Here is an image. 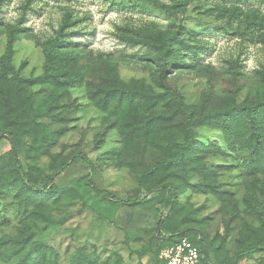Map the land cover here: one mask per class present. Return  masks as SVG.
Instances as JSON below:
<instances>
[{"label": "rangeland", "instance_id": "obj_1", "mask_svg": "<svg viewBox=\"0 0 264 264\" xmlns=\"http://www.w3.org/2000/svg\"><path fill=\"white\" fill-rule=\"evenodd\" d=\"M155 2L174 5V0H34L21 25L26 30L16 44L14 65L26 79L40 76L44 65L41 43L59 27L64 13L70 9L74 15L82 18L70 39L79 46L75 54L84 58L90 54L107 55L118 66L120 76L126 83L142 82L153 88L156 87L154 79L159 72L158 60L147 46H132L124 42L121 36L129 35L141 40L138 34L164 30L182 20L192 25L191 17H200L205 24L215 27L224 25L225 29L203 31L199 38L208 42L209 47L202 51V58H198L200 63L197 69L169 73L168 79H173L171 82L180 90L186 104L201 108L206 96L207 109L218 107L232 90L230 63L239 61L240 79L249 86L242 91L238 100L255 94V91L249 90L254 89L258 82V71L264 65L262 34L250 36L245 27L234 19L227 24V21L219 20L216 16L208 17L200 13L212 5V0H191L184 16L178 13L169 15ZM25 4L26 0H7L0 14L4 20L15 24ZM248 6L264 11V4L256 0H251ZM126 28L131 32H125ZM5 43V35L0 31V55L4 53ZM197 61L195 57H190V63ZM208 64L213 66V72L205 69ZM28 91L35 100L49 96V89L44 85L30 86ZM9 93L13 102L11 107L18 109L19 97L12 89ZM164 102L147 115L157 116L166 111ZM37 104L32 106V111L40 108L36 107ZM58 104H65V107L54 108L50 113L36 118V123L29 127L20 126L25 120L24 116L18 121L12 117L14 112H9V108L10 115L1 108L0 133L9 127L19 134V157L25 170L38 176L39 186H42L43 178L51 175L62 161L78 152H85L93 162L95 182L101 189L122 199L134 194L137 170L141 167L139 161L150 163L159 158L162 151L160 146L165 142L163 137L166 134L152 133L123 143L121 131L112 128L116 117L109 118L96 109L82 88L73 90ZM62 128H65L63 134L49 140L47 150H44L42 140L46 134L51 135ZM175 128L177 135L182 137V129L176 126L171 130ZM195 132L200 141L220 138L219 132L209 127L198 128ZM10 149L8 140L0 142V182L4 176L9 179L0 184V217L7 222L0 227V238L17 236L20 228L27 231L32 227L36 232L35 238L27 251H31L35 263L39 256L35 246L43 244L46 249L58 254L57 264H71L73 256L81 250L91 256L96 264H151L148 256L140 257L138 252L156 234L159 215L168 210L160 201H154L149 209L137 208L132 211L110 209L106 203H102L98 209L93 207L92 200L84 193L87 190L85 182L92 170L77 159L76 164L57 179L56 185L75 192L79 197L64 196L58 202L48 201L45 214L54 224L37 220V216L32 214L34 206H25L26 201L18 195L19 187L11 181ZM247 158V153L235 152L209 159L210 165L218 169L214 182L220 189L231 193L223 202L213 194L195 193L194 188H188L180 195L178 209L181 226L185 230L193 229L204 234L210 247L211 264H229L242 243L264 237V223L249 215L244 204V177L240 166ZM18 259L1 260L0 264L16 263ZM239 264H264V254Z\"/></svg>", "mask_w": 264, "mask_h": 264}, {"label": "trees", "instance_id": "obj_2", "mask_svg": "<svg viewBox=\"0 0 264 264\" xmlns=\"http://www.w3.org/2000/svg\"><path fill=\"white\" fill-rule=\"evenodd\" d=\"M32 1L34 0H26V4L22 6V15L15 24L7 22L0 14V31L6 38L4 53L0 55V111L4 108L8 114L14 112L12 117L18 121L24 116L25 120L19 122L20 126L29 127L36 123V118L50 113L54 108L65 107V104L59 106L58 101L64 99V96H70L73 90L82 88L96 109L109 118L116 117L112 128L121 131L123 143L137 137H147L152 133L166 134L163 137L165 142L160 146L161 156L150 163L139 161L141 167L137 170L136 191L127 199H122L96 184L93 162L85 152H78L70 159L62 161L51 175L43 178V185L39 186L38 176L25 170L20 160L19 134L8 127L0 133V142L8 140L11 147L10 178L19 187L18 195L26 201L25 206H34L35 211L32 214L37 216L35 219L54 224L45 214L48 201L58 202L64 196L79 197L66 188H58L56 181L80 159L92 170L85 182L87 190L84 193L92 200L93 207L98 209L102 203H106L110 209L132 211L137 208L149 209L157 200L164 208H168L159 215L156 234L138 252L140 257L148 256L151 264H161L160 252L177 243L182 237H188L202 252L201 264H211L210 247L208 248L204 234L193 229L185 230L181 226L178 209L180 195L188 188H194L195 193L213 194L223 202L231 193L220 189L214 182L218 169L217 166L210 165L209 159L245 152L248 158L240 166L244 177V204L249 215L264 223V65L258 71L257 84L254 89L249 90L255 91V94H248L249 96L239 101L238 97L249 85L240 79V62L231 61L232 90L221 105L208 109L205 107L206 96L201 108L190 106L171 82L173 79H168L169 73L181 69H197L202 51L209 47V43L201 40L199 36L205 30H224V25L215 27L205 24L200 17H191L192 25L182 20L164 30L138 34L142 37L141 40L129 35L121 36L124 42L132 46H147L158 60L159 72L154 79L156 87L152 88L142 82L126 83L120 76L118 66L107 55L90 54L88 58H84L75 54L74 51L79 46L70 42V39L82 18L68 9L59 27L41 43L44 55L43 73L36 78L26 79L16 69L14 58L16 44L26 30L21 25ZM250 1L212 0V5L200 13L208 17L216 16L219 20L227 21V24L234 19L237 24L245 27L250 36L262 34L264 40V11L248 6ZM256 1L264 4V0ZM6 2L7 0H0V10ZM190 4L191 0H174V5L155 2L157 7L169 15L178 13L181 16L187 13ZM124 31L131 32L127 28ZM190 57H195L198 61L190 63ZM205 69L211 72L213 66L208 64ZM35 85L46 86L49 89V99H32L28 87ZM11 89L19 97L18 109L11 107ZM163 100L167 110L149 117L147 112L155 110ZM36 103V107L40 108L32 111L31 108ZM176 126L182 129V137L177 135L176 128L171 130ZM201 127L216 130L220 138L200 141L195 130ZM64 131L65 128H62L51 135L46 134V138L42 140L44 150H47L49 140L55 139ZM8 180L4 176L1 182ZM196 180L199 182H195ZM6 224V220L0 217V227ZM35 233L32 227L27 231L20 228L17 236L0 238V261L19 257L16 263L7 264H57L58 254L46 249L43 244L35 246V251L39 254L35 263L31 251H27V247L34 241ZM261 254H264V237H257L242 243L229 264H239ZM71 264H96V261L81 250L73 256Z\"/></svg>", "mask_w": 264, "mask_h": 264}, {"label": "built area", "instance_id": "obj_3", "mask_svg": "<svg viewBox=\"0 0 264 264\" xmlns=\"http://www.w3.org/2000/svg\"><path fill=\"white\" fill-rule=\"evenodd\" d=\"M202 259L201 250L188 237H182L159 255L161 264H201Z\"/></svg>", "mask_w": 264, "mask_h": 264}]
</instances>
